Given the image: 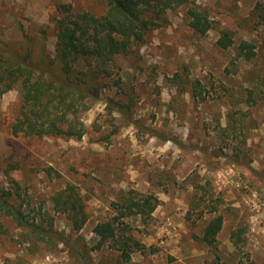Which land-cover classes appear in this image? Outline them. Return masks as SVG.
Instances as JSON below:
<instances>
[{"label": "rangeland", "instance_id": "rangeland-1", "mask_svg": "<svg viewBox=\"0 0 264 264\" xmlns=\"http://www.w3.org/2000/svg\"><path fill=\"white\" fill-rule=\"evenodd\" d=\"M58 3L106 9L105 0H0V42L17 44L21 22L33 33L52 26ZM192 6L208 18L205 34L190 27L188 6L177 7L117 57L135 123L109 111L105 96H127L107 87L83 113L82 138L15 135L18 89L0 95V188L30 222L52 228L44 237L1 214L0 264H264V0ZM223 31L229 48L218 44ZM243 40L255 44L250 60L238 55ZM69 185L88 215L79 230L54 207ZM148 194L158 198L150 216L122 215L128 198ZM218 214L223 225L208 244L204 228ZM116 215L140 244L130 258L108 242L95 248L94 226Z\"/></svg>", "mask_w": 264, "mask_h": 264}, {"label": "trees", "instance_id": "trees-1", "mask_svg": "<svg viewBox=\"0 0 264 264\" xmlns=\"http://www.w3.org/2000/svg\"><path fill=\"white\" fill-rule=\"evenodd\" d=\"M105 2L106 9L101 14L75 9L70 3H58L51 19L52 26L38 24L33 33L21 22L17 44L0 42V95L17 88L20 99L18 116L12 124L13 134L80 139L88 129L83 113L102 98L107 87L117 89V94L122 89L127 96L126 100L105 96L109 111L135 123L133 94L125 92L128 90L120 74L114 76L117 57L131 52L133 47L140 48L146 34L163 20L168 10L177 7L188 6L189 25L194 31L205 34L209 27L207 16L193 8L194 0ZM50 33L55 37L53 50L48 47ZM218 44L222 48L232 46L231 33L223 31ZM236 49L245 60L256 55L255 44L247 40L241 41ZM12 195L10 188H0V215L12 217L19 226H33L36 232L51 238L52 228L49 230L30 222L21 206L12 202ZM53 201L56 210L71 216L74 229H81L87 222L83 199L73 186L59 191ZM127 201L123 204L125 212L122 215L150 216L158 198L148 194L130 197ZM120 218L121 215H116L94 226L98 237L95 248L108 242L121 251V257L130 258L133 246L140 244L120 232L119 225L123 223ZM222 225V214L211 218L204 228L203 240L214 244ZM63 241L67 242L64 238Z\"/></svg>", "mask_w": 264, "mask_h": 264}]
</instances>
